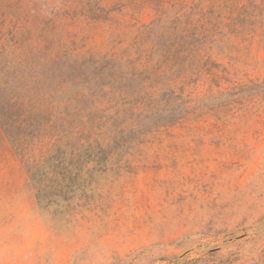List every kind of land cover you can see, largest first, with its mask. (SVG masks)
<instances>
[{
  "label": "rangeland",
  "instance_id": "374dc122",
  "mask_svg": "<svg viewBox=\"0 0 264 264\" xmlns=\"http://www.w3.org/2000/svg\"><path fill=\"white\" fill-rule=\"evenodd\" d=\"M12 20L156 70L144 95L73 66L69 127L118 142L52 202L0 127V264H264V0H0Z\"/></svg>",
  "mask_w": 264,
  "mask_h": 264
},
{
  "label": "trees",
  "instance_id": "16d2710c",
  "mask_svg": "<svg viewBox=\"0 0 264 264\" xmlns=\"http://www.w3.org/2000/svg\"><path fill=\"white\" fill-rule=\"evenodd\" d=\"M18 23L13 21L12 28L0 35V127L24 163L38 197L44 191L52 202L54 195L76 189L85 169L76 164L98 162L107 146L118 142L115 130L110 142H104L90 140L89 134L83 136L82 130L69 127L71 122L65 119L70 116V92L76 85L70 78L73 66L79 61L102 66L109 76L103 87L133 82L139 89L132 94L144 95L154 83L156 67L140 71L133 59L76 54L55 34H39L34 39ZM45 67L54 72L52 76L42 73ZM46 104L51 109L46 110ZM45 138L49 149L36 155V145Z\"/></svg>",
  "mask_w": 264,
  "mask_h": 264
}]
</instances>
